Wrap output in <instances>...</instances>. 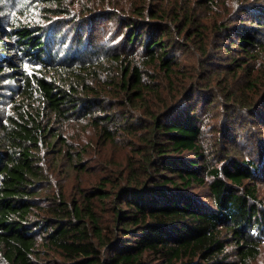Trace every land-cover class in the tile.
<instances>
[{"label": "trees", "instance_id": "1", "mask_svg": "<svg viewBox=\"0 0 264 264\" xmlns=\"http://www.w3.org/2000/svg\"><path fill=\"white\" fill-rule=\"evenodd\" d=\"M42 1L79 37L0 0V89L14 91L0 264H234L229 245L241 264L256 258L264 0ZM96 18L112 21L116 50L89 56ZM80 120L93 137L71 141L64 125Z\"/></svg>", "mask_w": 264, "mask_h": 264}, {"label": "rangeland", "instance_id": "2", "mask_svg": "<svg viewBox=\"0 0 264 264\" xmlns=\"http://www.w3.org/2000/svg\"><path fill=\"white\" fill-rule=\"evenodd\" d=\"M4 3H6V10L5 13L8 14L9 17L15 16L19 20L23 22H33V23H40L43 25H46V23L50 22V16H53L55 18L54 23L55 24H61L59 27V30H61V33L58 36H63L64 38L68 37V39L74 40V44L76 46L77 38L74 39L73 34L71 31V25H67L66 18L63 17H56V15L52 13H48V16L45 17V12H48L45 8L44 10V1L42 0H2ZM118 0H115L114 2H117ZM130 0H121V3H128ZM74 8L75 12L80 13L81 4L76 3L72 6ZM117 8L113 5V2L111 0H107V2L103 5H99L96 10H106V9H114ZM94 10V11H96ZM45 11V12H44ZM95 25L93 29H96V33L91 32V36H95V38L92 40V48L89 49V56L92 55V52L95 50V48L106 51V52H112L116 50V48L113 47L114 42L116 41L113 35V28L112 21H106L105 19H94ZM75 35V34H74ZM59 45L55 46V51L58 48ZM120 49V48H119ZM130 50V49H128ZM131 51V50H130ZM72 54V52H71ZM70 54V55H71ZM123 55L128 56V54L123 53ZM131 55V54H130ZM210 59L208 58L207 61ZM9 84L14 85V81H8ZM7 85V83H5ZM97 85L100 84L97 82ZM13 90L10 88H1L0 89V107L3 108V111L0 109V118L3 119L5 116H7L8 113H10V105H7L10 97L13 94ZM6 112L4 115L3 112ZM91 127L88 126L87 120H80V121H70L64 125V133L69 137L71 141H80V142H86L88 137H93L94 131L91 133ZM89 137V138H90ZM253 147V146H252ZM250 147L249 149H251ZM124 156L123 151H119L117 154V157L119 160H121ZM118 160V161H119ZM263 192V191H262ZM228 249L231 252L232 260H234V264H241V261L239 259L238 253L236 252V248L233 245H229ZM247 264H264V242L260 245V252L256 256V258L250 260Z\"/></svg>", "mask_w": 264, "mask_h": 264}]
</instances>
